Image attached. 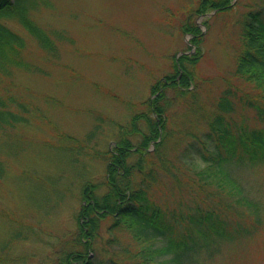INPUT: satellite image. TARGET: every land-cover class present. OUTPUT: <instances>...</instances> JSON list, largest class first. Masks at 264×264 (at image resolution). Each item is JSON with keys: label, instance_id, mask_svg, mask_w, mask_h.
<instances>
[{"label": "rangeland", "instance_id": "obj_1", "mask_svg": "<svg viewBox=\"0 0 264 264\" xmlns=\"http://www.w3.org/2000/svg\"><path fill=\"white\" fill-rule=\"evenodd\" d=\"M206 1L37 0L38 7L28 15L51 33L58 46L55 57L17 19L0 16L26 40L23 57L32 67L15 69L12 76L0 74V93L29 109V123L0 130V143L10 147L4 150L7 170L0 179V264H59L78 230L83 186L104 180V152L123 132L131 134L134 116L147 111L153 87L172 74L175 60L197 53L184 30L193 22L202 33V56L195 68L187 64L194 82L185 95L167 88L169 133L161 164L152 157L161 166L151 193L171 222L191 212L188 182L204 167L191 149L208 130L222 92L240 83L234 72L248 14L264 13V0H228L226 11L201 13L202 6L216 0ZM57 33L65 39L58 41ZM233 118L261 127L255 113L241 106ZM94 130L97 135L89 140ZM249 166L234 161L232 170L247 195L259 202L261 221L255 225L244 213L245 228L236 239L223 243L212 259L201 254V264H264V164ZM108 221L112 223L101 221L103 240L81 264H153L137 254L146 242L123 227L109 233ZM176 222L175 231L192 230L184 221ZM19 232L27 238H14ZM109 238L118 242L110 245Z\"/></svg>", "mask_w": 264, "mask_h": 264}, {"label": "trees", "instance_id": "obj_2", "mask_svg": "<svg viewBox=\"0 0 264 264\" xmlns=\"http://www.w3.org/2000/svg\"><path fill=\"white\" fill-rule=\"evenodd\" d=\"M227 1H209L200 12L205 13L207 9L226 11L231 8ZM38 4L37 0H0V16L17 19L40 47L54 56L58 46L51 33L28 15ZM247 20L243 49L234 72L240 83L235 88L230 84L222 92L213 117L208 121V130L196 139L201 140L202 145L196 142L191 149L204 165L195 171L196 178L188 182L194 202L191 212L186 216H175V221L171 222L151 193L153 183L158 180L156 167L161 166L162 148L169 133L165 128L164 113L170 104L167 88L171 87L179 96L185 95L194 82L187 64L195 68L202 56V33L193 22L184 30L191 34L190 47H195L197 53L182 55L175 60L172 74L153 87L154 98L145 102L147 111L134 116L131 134L123 132L116 145L104 152L103 159L107 162L104 180L83 186L78 230L71 245H66L60 255L59 264H81L84 258H88L103 240L101 221L106 219H112V223L108 221L109 233L123 227L133 232L134 239L146 242L147 246L137 254L153 264H201L198 259L201 254L206 253L212 259L223 243L236 239L237 232L245 228L244 213L253 217V224L260 223L262 210L259 202L247 195L242 180L232 170L234 161H248L250 168L264 164V13L250 12ZM57 34L58 41L65 39ZM25 48L26 40L0 20L1 75L12 76L15 69L32 70L23 57ZM238 106L252 110L261 127L251 128L246 122L238 123L233 118ZM28 114L25 104L0 93V130L6 132L29 123ZM143 117L146 121L142 120L145 122L141 128L139 122ZM96 135L94 130L88 139L92 140ZM6 148L10 149L9 144L0 143V179L7 170L4 162ZM154 156L160 164L153 161ZM176 219L187 223L192 230L186 234L175 231ZM14 238L26 239L27 235L19 232ZM113 242L118 240L108 239L110 245ZM87 264L98 263L92 260Z\"/></svg>", "mask_w": 264, "mask_h": 264}]
</instances>
